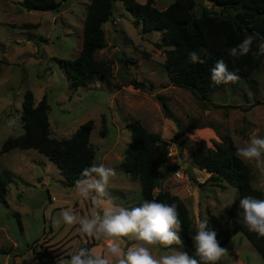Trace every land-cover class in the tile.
I'll return each mask as SVG.
<instances>
[{"label":"rangeland","instance_id":"obj_1","mask_svg":"<svg viewBox=\"0 0 264 264\" xmlns=\"http://www.w3.org/2000/svg\"><path fill=\"white\" fill-rule=\"evenodd\" d=\"M20 1L0 0V150L7 137L24 132L21 115L24 92L32 91L35 103L45 95L51 137L68 138L81 123L92 120L89 141L95 150L94 162L116 170L108 190L117 204L129 208L138 206L142 197L139 182L130 180L122 169L130 142L128 122L138 121L162 140L153 172L155 176L160 172L154 194L159 191L172 194L176 187L187 189L191 185L186 179L190 169L182 166L192 164L191 149L200 143L212 147L214 141L228 138L237 149L252 135L264 136V58L251 74L253 89L239 81L202 98L170 82L163 62L165 51L171 47L162 44L159 31L144 30L122 2L115 1L111 16L103 24L105 45L95 53L96 59L111 62L112 78L107 81L97 76L86 87L72 90L61 61L73 60L79 55L90 0H56L61 3L57 11H27ZM173 1L153 0V5L162 10ZM132 78L152 82L153 92L134 89L129 84ZM157 96L164 98L178 120L184 131L182 136L178 137L176 125L165 117ZM13 117L19 119L15 126L9 127L7 122ZM102 121L107 131L104 137L100 135ZM207 128L212 130V137ZM180 143L183 150L182 157L178 158ZM175 162L176 167L171 169ZM246 164L252 173V186L264 190V175L254 162ZM56 169L35 149L0 153V170L19 176L16 182L7 185L5 197L0 199V264H35L37 255L50 257L48 263L55 264L57 257L68 259L83 244H91L89 240L83 241L84 237L77 231L78 224L68 226L62 221L56 224L62 209H72L82 216L91 207L90 202L75 196L73 187L65 185L64 177L61 174L60 178ZM176 172L181 176L177 177ZM195 172L203 170L196 167ZM229 188L228 196L224 197L227 202L236 192V188ZM199 190L198 208H190L192 235L197 221L207 220L214 214L211 220L215 224L211 228L219 230L230 209L225 210L222 203H213L219 194L214 192L223 193L222 188L208 182ZM220 196L223 194L218 195L219 200ZM207 198L212 201L208 202ZM128 239L131 238H124L125 244ZM224 247L228 252L219 264H241L239 259L248 264H264L241 232ZM174 250L181 251L173 246L151 249L156 258Z\"/></svg>","mask_w":264,"mask_h":264},{"label":"trees","instance_id":"obj_2","mask_svg":"<svg viewBox=\"0 0 264 264\" xmlns=\"http://www.w3.org/2000/svg\"><path fill=\"white\" fill-rule=\"evenodd\" d=\"M115 1H121L142 24L144 30L159 31L162 44L171 47L165 51L163 62L164 71L171 83L186 87L202 98L239 81H244L253 89L254 80L251 74L264 58V55H256L258 44L264 40V0H206L209 3H205V0L202 2L174 0L162 10L153 5V0H145L144 3L137 0H90L82 27L79 55L73 60L61 61L63 69L69 76L70 89L86 87L97 76L107 81L111 80V62L107 59H96L95 53L105 45L103 24L111 16ZM19 4L27 11H57L61 6L56 0H21ZM249 34H257L251 51L246 56L230 57L227 50L237 46ZM190 51L198 52L205 63H190L188 61ZM221 59L229 71L236 72L240 79L233 83L213 86L211 69ZM129 84L134 89L146 93H152L155 88L152 82L136 78H132ZM157 101L165 117L176 125L178 137L182 136L184 131L167 107L164 98L157 96ZM21 107L24 132L17 137H7L2 143L0 153H7L16 148L35 149L57 166L64 177L65 185L73 187L82 170L95 161V150L89 141L92 120L81 123L70 137L57 139L50 136L49 106L45 95L35 103L32 91H25ZM126 127L130 142L122 162L123 171L130 180L139 182L142 201L156 200L177 205L182 225L179 234L184 240V245L172 246L194 255L191 240L192 212L176 195L167 191L153 193L155 188L153 172L162 141L160 136L145 129L136 120L128 122ZM106 132V125L102 121L100 135L104 137ZM212 144V147H208L202 142L198 147L191 149L192 163L209 173L203 183L195 181L194 183L201 189L208 182L224 188L222 183L225 182L237 190L226 222L216 231L217 239L221 246H225L234 234L241 232L264 262V238L258 237L243 225L242 210L239 208V201L245 196L264 200V190L252 186L251 170L236 156V147L230 139L223 138ZM174 167L176 162L171 169ZM18 179L17 174L0 170V199L5 197L7 185ZM91 246L92 244L85 243L80 248L90 250ZM50 259L37 255L35 264H49Z\"/></svg>","mask_w":264,"mask_h":264},{"label":"clouds","instance_id":"obj_3","mask_svg":"<svg viewBox=\"0 0 264 264\" xmlns=\"http://www.w3.org/2000/svg\"><path fill=\"white\" fill-rule=\"evenodd\" d=\"M257 34H249L237 46L228 49L232 58L246 56L250 51ZM258 53L264 55V40L258 44ZM192 64H204L205 60L196 51L188 53ZM240 79L234 71H229L223 59L217 61L211 69L213 86L229 84ZM19 117L8 120L13 127ZM236 156L246 163H255L264 175V136L252 135L250 140L236 149ZM116 175V170L103 163L93 162L80 173L72 192L81 200L90 202L87 215H78L72 209H62L56 221L68 225H79L77 231L85 238L104 241L106 247L102 253L80 248L70 258L59 256L55 264H217L228 252L221 246L217 232L210 227L209 221L199 220L191 236L194 255L186 251H173L170 254L153 256V247L169 248L172 245L183 246L180 236L181 220L176 204L160 203L156 200H143L138 207H124L115 202L116 198L108 190L109 182ZM242 210L243 225L250 231L264 238V200L245 196L239 201ZM131 238L135 243L122 248L124 238Z\"/></svg>","mask_w":264,"mask_h":264},{"label":"crops","instance_id":"obj_4","mask_svg":"<svg viewBox=\"0 0 264 264\" xmlns=\"http://www.w3.org/2000/svg\"><path fill=\"white\" fill-rule=\"evenodd\" d=\"M49 128H50V124H49ZM207 130L210 132V136L209 137H212V134H213V132H212V130L211 129H209V128H207ZM129 132V131H128ZM12 150H17V148L16 149H12ZM12 150H10V151H12ZM20 150H27V149H20ZM40 153V152H39ZM46 157V156H45ZM48 159V158H47ZM49 160V159H48ZM50 161V160H49ZM53 163V162H52ZM54 164V163H53ZM55 165V164H54ZM56 166V165H55ZM184 166H186V168L187 169H190V171L188 172V176H186L184 173H183V177H185L186 176V179L189 181L190 180V182H191V185L190 186H188L187 187V189H184V188H178V187H176L175 188V190H173L172 191V194H174V195H176V196H178L183 202H184V204L187 206V208L190 210V208L192 209V208H198V205H199V195H200V190H199V188H198V186H197V184L196 183H194V181L195 182H197V183H203L207 178H208V176H209V173L208 172H206L204 169H200L201 171L203 170V172H195L196 171V167L197 166H195L193 163L191 164V165H186V164H184L182 167L184 168ZM56 168H57V166H56ZM57 170V173H58V176L59 175H61V172H60V170L57 168L56 169ZM9 172V171H8ZM12 173V172H11ZM15 173V172H14ZM18 175V174H17ZM158 175H160V172H159V174ZM157 172H156V176H155V174H153V177H154V181L156 182V178H157ZM161 175H162V172H161ZM185 175V176H184ZM60 177V176H59ZM62 177H63V175H62ZM61 178V177H60ZM44 179V178H43ZM62 181L65 183V181H64V178L62 179ZM135 181H137V180H134V182ZM43 182H44V180H43ZM223 185H224V188H222L223 190H224V192L222 193V192H220V191H216V192H214L215 194H217V193H219L220 195H222L223 194V197H221L220 198V200L218 199V195L219 194H217L216 196H215V199H214V204H217V203H222L224 206H225V210H227L228 208H230L231 207V205H232V203H233V201H234V199H235V197H236V195H237V190H236V192L233 194V199H231L229 202H227V201H225V199H224V197L225 196H228V192H229V190H230V188L229 187H231L230 185H228V184H226L225 182H223L222 183ZM214 188H216L215 186H214ZM235 188V187H234ZM218 199V200H217ZM207 200H208V202L209 201H212V199H210V198H207ZM142 202V201H141ZM140 201H138V204H140L141 203ZM221 204V205H222ZM222 205V206H223ZM134 207V206H133ZM129 208H132V206L131 207H129ZM227 212V211H226ZM193 213V212H192ZM199 214V213H198ZM228 213H226V215H227ZM212 217H215V214L214 215H211V217L209 216L208 218H207V221H209V225H210V227H212L215 223L214 222H212V220L211 219H213ZM226 217V216H225ZM218 220V219H217ZM211 223V224H210ZM218 229H216V231H217ZM238 233V232H237ZM236 233V234H237ZM236 234H234V235H236ZM233 235V236H234ZM191 236H192V231H191ZM232 236V237H233ZM231 237V238H232ZM230 238V239H231ZM125 239H127V238H125ZM229 239V240H230ZM87 240H89L90 242L89 243H91L92 244V246H91V248H90V250H94L95 252H97V253H102L103 251H104V249H105V247H106V245H105V242H103L102 241V243H100L99 244V242L97 241V240H95V239H91V238H85L84 237V239H83V241L84 242H87ZM129 240V242L128 243H130L129 244V246L128 247H131L134 243H135V241L134 240H132V239H128ZM122 248L124 249L125 248V242L123 241L122 242ZM127 247V248H128ZM245 247H247V243H246V246ZM125 252L127 251V249L126 250H124ZM238 252V251H237ZM238 254H239V252H238ZM235 257H237L238 259H239V257L237 256V254L235 255ZM239 262L241 263V264H248L247 262H244L243 260L241 261L240 259H239Z\"/></svg>","mask_w":264,"mask_h":264},{"label":"water","instance_id":"obj_5","mask_svg":"<svg viewBox=\"0 0 264 264\" xmlns=\"http://www.w3.org/2000/svg\"><path fill=\"white\" fill-rule=\"evenodd\" d=\"M196 2H202L203 0H195ZM205 3H209L208 1H204ZM179 149H180V152L178 154V158H181L182 157V154H181V151L183 150L182 146H181V143L179 144ZM128 246V241H126V244H125V247Z\"/></svg>","mask_w":264,"mask_h":264},{"label":"built area","instance_id":"obj_6","mask_svg":"<svg viewBox=\"0 0 264 264\" xmlns=\"http://www.w3.org/2000/svg\"><path fill=\"white\" fill-rule=\"evenodd\" d=\"M175 175H176L177 177H179V176H181V173H180V172H176Z\"/></svg>","mask_w":264,"mask_h":264}]
</instances>
